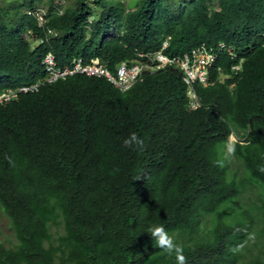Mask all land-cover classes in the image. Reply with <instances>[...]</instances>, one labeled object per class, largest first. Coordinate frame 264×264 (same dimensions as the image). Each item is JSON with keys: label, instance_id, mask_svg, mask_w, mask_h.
Here are the masks:
<instances>
[{"label": "trees", "instance_id": "1", "mask_svg": "<svg viewBox=\"0 0 264 264\" xmlns=\"http://www.w3.org/2000/svg\"><path fill=\"white\" fill-rule=\"evenodd\" d=\"M54 4L0 0V92L35 82L48 51L61 66L97 57L114 71L169 35V55L222 41L236 58L217 54L213 83L194 85L195 109L169 66L125 91L74 74L0 104V208L15 238L0 242V264H177L147 233L152 224L183 245L187 264H264V0H134L128 10L71 0L61 14ZM37 5L57 32L41 42L26 13ZM132 132L143 151L123 146ZM228 157L245 178L228 175ZM249 183L262 188L261 204L236 205Z\"/></svg>", "mask_w": 264, "mask_h": 264}, {"label": "built area", "instance_id": "2", "mask_svg": "<svg viewBox=\"0 0 264 264\" xmlns=\"http://www.w3.org/2000/svg\"><path fill=\"white\" fill-rule=\"evenodd\" d=\"M65 0H57L54 4V10L62 13L65 5ZM27 14L34 17L39 27L45 29L46 36L56 35V32L47 26L48 14L47 8L44 6H36L27 9ZM167 45L166 40L162 42L161 49L157 52L139 53L143 57V61L136 62H121L115 73H112L103 63L97 58H92L86 62L82 57H75L68 65L58 66L55 62L52 53H47L43 58L44 70L46 74L30 85H22L18 88H10L0 93V103L15 98L19 92L37 90L44 82H51L60 78H65L67 75L75 73H84L87 75H97L106 77L115 87L124 91L142 80L143 72L155 71L165 66H177L180 70L181 77L188 89L187 92L191 96L190 107H197L199 102L196 98L193 85L196 82L203 84L207 83L208 72L215 61L218 51H225L229 55H234L232 48L223 42L218 43L214 48L207 46L204 43L184 52L182 55L169 56L163 53ZM239 65H234V69H238Z\"/></svg>", "mask_w": 264, "mask_h": 264}, {"label": "clouds", "instance_id": "3", "mask_svg": "<svg viewBox=\"0 0 264 264\" xmlns=\"http://www.w3.org/2000/svg\"><path fill=\"white\" fill-rule=\"evenodd\" d=\"M56 1L57 0H55V3H56ZM66 1V3H65V5H64V7H63V10H64V8L66 7V5L68 4L67 3V0H65ZM87 2H92V0H86ZM37 6H44V7H46L45 5H37ZM34 7H36V6H34ZM31 8H33V7H31ZM47 8V7H46ZM27 9H29V8H27ZM27 9H26V13H27ZM48 10V9H47ZM57 12V11H56ZM63 12V11H62ZM58 13V12H57ZM47 14H48V11H47ZM58 14H61V13H58ZM29 15V14H28ZM31 16V15H30ZM33 17V16H32ZM34 18V17H33ZM92 19V15H89L88 16V20H91ZM36 21V20H35ZM48 21H49V15H48ZM37 24V23H36ZM38 26V25H37ZM47 26H48V22H47ZM39 27V26H38ZM48 27H50V28H52L51 26H48ZM39 29H41L42 31V34H39V35H35V39H34V41L35 42H41V41H43V40H47L48 38H50V37H54V36H56L57 35V32H56V35H50V36H46V34H45V29L44 28H41V27H39ZM27 35V34H26ZM262 36H263V40H264V32L261 34ZM169 38H170V36L169 35H167L163 40H162V42L164 41V40H166V42H167V45H166V47L168 46V40H169ZM162 42H161V45H162ZM222 42V41H221ZM218 43H220V42H218ZM218 43L216 44V46L218 45ZM224 44H226L227 46H230L231 48H232V51H233V53H234V55H229V54H227L225 51H222V52H224L225 54H227L228 56H230V58H236V53H235V51H234V49H233V47L231 46V45H229V44H227V43H225V42H223ZM202 44V43H201ZM215 46V47H216ZM166 47L164 48V49H162V51H163V53H165L166 55H169V54H167L166 52H165V49H166ZM212 47H214V46H212ZM214 47V48H215ZM161 49V46H160V48L158 49V50H160ZM157 50V51H158ZM157 51H155V52H157ZM189 51V50H188ZM52 53L51 51H48V52H46L44 55H43V57H42V61H41V63H42V66H43V70H44V63H43V58H44V56L47 54V53ZM155 52H153V53H155ZM187 52V51H186ZM220 51H218L217 52V54L219 53ZM139 53H144V52H137V57L135 58V59H133V60H131V61H126V60H122V61H120L118 64H117V66L121 63V62H127V63H131V62H136V61H143V57H141L140 55H139ZM145 53H149V52H145ZM153 53H150V54H153ZM184 53V52H183ZM182 53V54H183ZM53 54V53H52ZM182 54H180V55H182ZM217 54H216V58H217ZM53 56H54V54H53ZM169 56H177V55H169ZM79 57V56H78ZM75 58V57H74ZM93 58H97V57H93ZM216 58H215V60H216ZM54 59H55V56H54ZM73 59V58H72ZM71 59V60H72ZM92 59V58H91ZM90 59V60H91ZM98 59V58H97ZM84 60V59H83ZM89 60V61H90ZM99 60V59H98ZM85 61V60H84ZM55 62H56V60H55ZM71 62V61H70ZM69 62V63H70ZM86 62H88V61H86ZM215 62V61H214ZM214 62H213V64H214ZM68 63V64H69ZM102 63V62H101ZM56 64H57V62H56ZM68 64H66V65H68ZM104 64V63H103ZM213 64H212V66H213ZM58 65V64H57ZM105 65V64H104ZM234 65H239L240 67L238 68V69H234L233 68V66ZM58 66H61V65H58ZM63 66H65V65H63ZM106 66V65H105ZM117 66H116V68H117ZM212 66H211V68H212ZM107 67V66H106ZM166 67V66H165ZM169 67H173V68H176V69H178L177 68V66H172V65H170ZM241 67H242V59H237V61L236 62H233L232 64H231V71L233 72V73H236L238 70H240L241 69ZM108 68V67H107ZM116 68H115V70L114 71H111L109 68V70L112 72V73H115V71H116ZM164 68V67H163ZM210 68V69H211ZM160 69H162V68H160ZM157 70H159V69H157ZM157 70H155V71H157ZM155 71H152V72H155ZM152 72H149V71H145V72H143V77H144V75L146 74V73H152ZM209 72H210V70H209ZM209 72H208V77H207V83L206 84H203V83H200V82H196V83H194V85L195 84H200V85H203V86H208V85H211L212 83H213V81L210 79V75H209ZM46 74V72H45V70H44V74L42 75V76H40L39 78H37V80L38 79H40L41 77H43L44 75ZM75 74H84V73H75ZM71 75H74V74H71ZM85 75H87V74H85ZM67 76H70V75H67ZM66 76V77H67ZM94 76H97V75H94ZM65 77V78H66ZM100 77H104V76H100ZM143 77H142V79H143ZM106 78V77H105ZM182 78V77H181ZM60 79H64V78H60ZM107 79V78H106ZM36 80V81H37ZM58 80V79H57ZM108 80V79H107ZM183 80V79H182ZM35 81V82H36ZM54 81H56V80H54ZM109 81V80H108ZM141 81V80H140ZM35 82H33V83H35ZM51 82H53V81H51ZM139 82V81H138ZM184 82V81H183ZM44 83H46V82H44ZM44 83H42V84H44ZM137 83V82H136ZM30 84H32V83H30ZM30 84H23V85H30ZM41 84V85H42ZM184 84H185V82H184ZM40 85V86H41ZM186 85V84H185ZM194 85H193V89H194ZM20 86H22V85H20ZM39 86V87H40ZM133 86V85H132ZM19 87V86H18ZM18 87H15V88H18ZM38 87V88H39ZM7 89H10V88H7ZM12 89H14V88H12ZM129 89V88H128ZM187 89H188V87H187V85H186V94H187V96H188V107L190 108V109H195V108H198V107H200L201 106V102H200V100H199V98H198V96H197V94H196V92H195V90H194V92H195V95H196V98H197V100H198V102H199V105L197 106V107H190V104H189V102H190V98H191V96L189 95V93L187 92ZM6 89H4V90H2L1 92H3V91H5ZM125 91V90H124ZM0 92V93H1ZM19 93H22V92H19ZM18 93V94H19ZM18 96V95H17ZM16 96V97H17ZM15 97V98H16ZM12 99H14V98H12ZM11 100V99H10ZM10 100H8V101H10ZM4 102H7V101H4ZM3 102V103H4ZM0 104H2V103H0ZM230 136H233V134H231ZM123 146L124 147H126V148H129V149H132V150H139V151H143L144 150V148H145V143H144V140L137 134V133H135V132H132V133H129V135L126 137V138H124L123 139ZM235 152V144L234 143H232L231 141L228 143V145H227V153L229 154V155H231V154H233ZM9 159V163L11 164V163H13V161L11 160V158L9 157L8 158ZM217 164L218 165H220V166H222V162L221 161H217ZM258 170L260 171V172H262V173H264V166H259L258 167ZM147 233L151 236V238L155 241V244H156V247H158L159 249H161L162 250V254H164V255H167V256H169V257H171V256H174L175 257V260H176V262H177V264H187V257L185 256V254H184V248H183V245L182 244H180V243H177L176 242V240H175V237H174V235H170L169 234V232L166 230V228L162 225V224H152V225H149V227L147 228ZM249 239H254V237L253 236H249ZM243 247V244H241V245H238V246H235L234 248H232V249H230V251H232V252H239L240 251V249Z\"/></svg>", "mask_w": 264, "mask_h": 264}, {"label": "rangeland", "instance_id": "4", "mask_svg": "<svg viewBox=\"0 0 264 264\" xmlns=\"http://www.w3.org/2000/svg\"><path fill=\"white\" fill-rule=\"evenodd\" d=\"M71 0H67V3H69ZM124 5L125 8L131 9L132 6V2L134 0H121ZM236 139L235 135L230 136V141H234ZM224 149V145H220L218 148V153H219V158L223 163L222 160V152L221 150ZM227 170H228V175L232 176V173H235L236 178H245L246 177V173L243 169V167L240 165V162L234 158V157H228V165H227ZM261 185V184H260ZM262 187H264L263 185H261ZM262 192V188L256 184V183H249V186L235 199V204H243L245 207L246 206H250L251 205H257L259 206L261 204V199H260V194ZM228 203V202H227ZM225 205V204H224ZM222 205V206H224ZM254 215L256 216V222L254 224V226L256 228H259L261 225H263V215L260 214L258 209H255L254 211ZM259 219L261 221H259ZM15 240L14 235H13V230L10 226L9 220L7 218V216L2 212L1 208H0V242H3L5 244H10L11 242H13Z\"/></svg>", "mask_w": 264, "mask_h": 264}]
</instances>
